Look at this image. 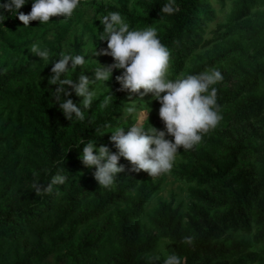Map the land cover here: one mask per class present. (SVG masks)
<instances>
[{"label": "trees", "instance_id": "trees-1", "mask_svg": "<svg viewBox=\"0 0 264 264\" xmlns=\"http://www.w3.org/2000/svg\"><path fill=\"white\" fill-rule=\"evenodd\" d=\"M166 2L147 0L144 16H136L126 8L119 11L100 6L99 10L104 14L120 12L131 21L133 29L157 28L161 42L171 52L170 71L177 76L196 51L212 42L206 39V31L215 12L208 0H176L178 10L166 15L160 13ZM262 4L264 0H236L242 18L252 15L253 9ZM30 10L31 0L19 9L25 14ZM80 14L79 7L74 15ZM50 19L47 24L30 21L25 27L17 17L8 16L0 25V43L15 55L22 53L26 45L22 41L37 32L53 35L59 43L74 24V16ZM73 47L72 54H81L80 42ZM258 51L264 54V47ZM33 62L23 64L10 59L2 64L0 57V106L21 101L19 108L30 106V112L41 123L31 131L29 125L1 130L0 264H42L55 251L57 264H149L145 255L158 238L173 244L183 264H229L247 253L250 242L221 240L226 234L253 235L254 242L264 246V63L259 69L246 70L238 88L217 87L223 120L210 132L215 131L225 141L226 157L218 162V157L202 156L196 148L180 149L190 160L180 177L197 186L192 190L195 202L186 214L188 220L170 204L161 203L150 218L158 233L142 238L137 219L158 186L142 179L140 172L128 170L118 174L114 191H107L100 202H93L99 184L79 158L83 145L73 146L82 139L93 140L97 147L106 144L114 148L108 139L111 133L98 135L118 125L124 108L144 103L147 97L142 100L132 94L128 98L125 91L115 87L105 114L91 116L89 111L84 121L70 123L53 102L51 93L56 85L50 84L51 74L41 85L39 95L30 88ZM83 71L78 68L71 78ZM70 98L79 103L74 93ZM132 123L129 119L124 127ZM150 123L163 128L159 116H152ZM21 137L29 154L27 162L16 154ZM61 169L68 177L64 185L54 186L51 194L43 196L31 190L33 173L46 185ZM116 202L132 203V208L119 218L113 232L117 245H113L112 220L107 218L106 225L100 220ZM185 236L195 237L192 245L183 243ZM258 259V254H249L236 264H264L263 258Z\"/></svg>", "mask_w": 264, "mask_h": 264}, {"label": "clouds", "instance_id": "clouds-1", "mask_svg": "<svg viewBox=\"0 0 264 264\" xmlns=\"http://www.w3.org/2000/svg\"><path fill=\"white\" fill-rule=\"evenodd\" d=\"M29 0H0V25L8 16H15L23 26L29 27L30 21L47 24L52 17L68 19L81 6L82 0H31V10L25 14L19 9ZM176 0H167L160 8V13L172 15L177 11ZM10 13H14L10 15ZM97 20V19H96ZM102 30L96 26L93 40L106 42V47L97 51L94 45L91 56L109 55L113 62L108 65L96 63L81 72L75 79L71 74L78 68H86L87 57L82 54L61 52L59 58L51 62V83L56 85L51 93L63 116L72 122L85 120L98 99L101 90L106 91L103 106L108 107L113 94L108 81L112 79L114 70H122L115 77L121 91L132 98V94L144 100L157 101L160 105L158 115L163 128L158 129L149 122V102L147 109H138L135 103L127 107L126 113L132 116L134 123L128 127L116 126L108 137L116 151H111L108 145H97L93 140L84 142L82 139L73 147L80 148L79 158L86 168H94L93 178L100 188H112L119 173L125 171L121 158L127 160L130 171H145L150 177L168 174L173 169L180 149L192 150L200 145L203 137L217 128L223 120L221 107L217 101V88L224 77L217 68H210L196 74H181L170 76L169 67L171 52L165 46L155 27L133 29L126 18L118 11H110L98 18ZM30 54L39 57L49 64L52 52L49 48L34 42L27 48ZM92 73V78L84 73ZM79 97V103H74L72 94ZM150 94V95H149ZM147 122V127L145 123ZM111 125H105L110 128ZM63 169L52 175L47 184L33 173L31 190L36 195H48L56 185H64L68 177L62 174ZM59 194V193H57ZM194 236L183 237V243L192 245ZM170 241H163L161 247L166 248ZM160 261L159 256H153L149 264ZM163 264H183L182 258L171 253L163 259Z\"/></svg>", "mask_w": 264, "mask_h": 264}, {"label": "rangeland", "instance_id": "rangeland-1", "mask_svg": "<svg viewBox=\"0 0 264 264\" xmlns=\"http://www.w3.org/2000/svg\"><path fill=\"white\" fill-rule=\"evenodd\" d=\"M146 1L147 0H82L80 6L81 14L77 17L73 14L75 22L71 26L67 35H65L59 43L54 40L53 35L45 36L41 32H37L34 36L28 37L22 41V43H25L26 45L24 46L22 53L19 55L11 53L0 43V57L2 64L6 61L8 62L10 59L23 64H26L28 61H34V81L29 86L30 88L32 87L38 95L42 90L41 85L44 84L45 79L51 74V62L58 59L61 52L73 53V46L75 43H81V54L85 55L88 60L86 68H83L84 71L95 66L96 62L93 59H96L103 65L111 64L113 59L109 55L91 56V52L94 48L92 40L94 38L95 28L97 26L99 30H102L98 18L108 13H102L99 10V7L104 6L116 8L119 11L126 8L130 13L136 16H144L146 13ZM208 3L210 4L211 9L215 12V19L213 22L209 23L206 31V39L211 40L212 42L207 47L196 51L188 59L184 70L179 75L196 74L210 68H217L221 71L224 79L214 87L238 88L244 82L246 70L259 69L264 63V54L258 51L260 47H264V4L254 8L252 15L249 17L242 18L240 17L239 7L236 5V0H224V2L221 0H208ZM126 21L131 24L130 20L126 19ZM34 42H39L42 46L49 48L52 52V58L48 61L49 64L45 67L44 61L28 52L27 48H30ZM93 43L97 46V51L100 48L106 47V42H100L94 39ZM35 57L36 59H34ZM216 60H219V62H215ZM211 62H213V64L209 65ZM120 71L122 70H114L112 79L107 82L112 94H114L113 89L115 87L120 88L118 82L115 80V77L120 74ZM86 72L87 75L92 78V73L88 71ZM169 73L170 76L176 77L172 74L170 68ZM107 94L106 91L101 90L98 99L94 102L92 108L89 109V111H91V116L105 114L108 111L109 106H103V100ZM146 97L150 109H147V101L141 104H135L138 109L144 107L150 111V122L152 116H159L158 109L160 105L157 101H150L149 96ZM18 104H21V101L9 102L8 104L0 106V136H4L1 130L6 132L12 127L21 125L23 128H27V125H29L27 129L31 131L30 128L37 127L41 124L37 119V115L34 112H30V106H27V108H19ZM126 109L127 107L122 110V113L120 114L121 121L117 126H127L129 119L135 122L132 116L127 115ZM87 113L88 112H86V114ZM115 127L108 131H111ZM44 134L46 133L43 131V135ZM219 136L220 135L215 131L210 132L203 137L201 144L195 148L202 156L210 154L213 157H218V162H221V159L226 157L227 151L225 149V141L220 140ZM109 148L111 151H116L115 148ZM16 154L23 156L24 162H27L29 154L26 152V144L23 138L20 140ZM120 163L125 165V171L130 170L131 165L127 160L121 158ZM189 165L190 160L180 151L176 163L170 173L162 174L158 177H150L145 171H140L142 179H149L154 185L158 186L157 191H155L144 205L142 215L137 219L142 238H147L158 233L151 226L150 218L161 203L165 202L170 204L174 209H177L179 213L185 216V221L188 220L186 214H188L192 204L195 202L192 190L197 189V186L195 183L181 178L180 175ZM93 171L94 168H89L87 172L93 176ZM107 191H114V186L108 189L100 188V186L96 187L97 193L95 196L93 195L95 198H93V196L91 197L93 198V202H100L102 196H104ZM134 195L135 194H132L131 196L133 197ZM131 208L132 203L125 204L123 202H116V205L103 215L102 218L104 220H100L102 225H106L105 222L107 218L112 220L113 225L110 232V238L113 245H117L113 235L114 228L118 227L119 218L122 215H125ZM224 239L229 243L234 241L250 242L247 253L228 261L229 264H236L249 254H258V260L262 258L264 259V246L262 244H256L253 240V235L228 233L221 238V240ZM165 240L169 241L165 238L156 239L153 248L145 255L148 262H150L153 256H159L160 261H155L154 264H163V259L166 255L171 253L177 254L172 243L166 245V248L161 247L162 242ZM57 253L58 251H55L42 264H57ZM254 264H258V261Z\"/></svg>", "mask_w": 264, "mask_h": 264}]
</instances>
